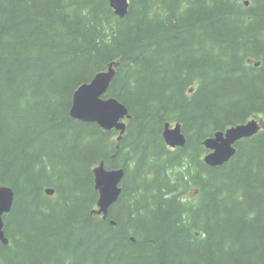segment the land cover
I'll use <instances>...</instances> for the list:
<instances>
[{"label": "trees", "instance_id": "16d2710c", "mask_svg": "<svg viewBox=\"0 0 264 264\" xmlns=\"http://www.w3.org/2000/svg\"><path fill=\"white\" fill-rule=\"evenodd\" d=\"M0 0V264H264V128L209 166L202 141L264 123V0ZM116 62L121 139L69 114ZM178 122L182 147L164 123ZM124 169L107 217L92 169ZM52 187L53 194L45 189ZM188 195V196H186Z\"/></svg>", "mask_w": 264, "mask_h": 264}, {"label": "water", "instance_id": "95a60500", "mask_svg": "<svg viewBox=\"0 0 264 264\" xmlns=\"http://www.w3.org/2000/svg\"><path fill=\"white\" fill-rule=\"evenodd\" d=\"M115 15L123 18L129 8V0H108ZM248 0L244 1L247 5ZM116 62H110L107 69L97 72L89 81L82 82L74 89L71 97L69 114L72 118L86 123H96L106 131L116 130L119 141L125 131V119L130 117L126 105L113 96H106L111 80L115 74ZM264 128V123L259 119H249L216 130L203 141L206 149L202 160L209 166H220L229 161L236 150V142L248 138ZM162 136L169 147H182L186 138L178 122L166 121L163 126ZM94 188L98 191V198L93 212L107 217L109 207L116 202L121 192V182L124 169L105 168L100 161L92 169ZM47 194H53L54 189L47 187ZM14 191L10 186H0V241L8 244L9 240L4 234L3 215L8 213L13 204Z\"/></svg>", "mask_w": 264, "mask_h": 264}, {"label": "rangeland", "instance_id": "374dc122", "mask_svg": "<svg viewBox=\"0 0 264 264\" xmlns=\"http://www.w3.org/2000/svg\"><path fill=\"white\" fill-rule=\"evenodd\" d=\"M186 196H188V195H186Z\"/></svg>", "mask_w": 264, "mask_h": 264}]
</instances>
